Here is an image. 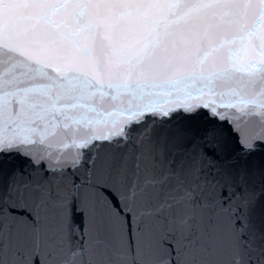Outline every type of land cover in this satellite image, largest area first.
Wrapping results in <instances>:
<instances>
[{
  "label": "snow or ice",
  "instance_id": "snow-or-ice-1",
  "mask_svg": "<svg viewBox=\"0 0 264 264\" xmlns=\"http://www.w3.org/2000/svg\"><path fill=\"white\" fill-rule=\"evenodd\" d=\"M0 264H264V0H0Z\"/></svg>",
  "mask_w": 264,
  "mask_h": 264
}]
</instances>
